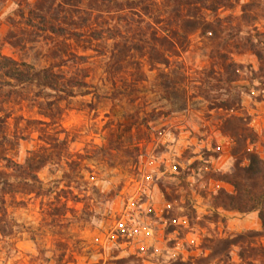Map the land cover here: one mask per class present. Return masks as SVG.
<instances>
[{
    "label": "rangeland",
    "instance_id": "374dc122",
    "mask_svg": "<svg viewBox=\"0 0 264 264\" xmlns=\"http://www.w3.org/2000/svg\"><path fill=\"white\" fill-rule=\"evenodd\" d=\"M249 1L216 12L228 16L217 36L150 54L95 37L102 25L149 37L121 12L82 26L49 15L55 33L29 14L46 0H0V55L64 77L55 91L0 71V264H246L223 240L260 230L258 213L214 197L234 190L220 177L233 134L251 129L245 147L264 158V57L249 49L264 56V0L244 16Z\"/></svg>",
    "mask_w": 264,
    "mask_h": 264
},
{
    "label": "trees",
    "instance_id": "16d2710c",
    "mask_svg": "<svg viewBox=\"0 0 264 264\" xmlns=\"http://www.w3.org/2000/svg\"><path fill=\"white\" fill-rule=\"evenodd\" d=\"M254 1L250 0L242 8L244 16L246 10L253 6ZM156 3L157 0H58V2L46 0L45 3H38L29 11V14L37 19L39 25H43L44 29L63 33L64 30L61 26L49 22V15L64 23H77L82 26L90 20L99 22L105 13L121 12V17L125 21L129 18L133 22H145V28L150 31L149 37L139 36L138 39L134 37L125 39L119 27L104 25L93 32L95 37L100 39L107 35L109 38H124L123 42L122 40L116 41L115 46L116 49L121 48L120 44H122L125 51L146 49L150 53L160 51L162 48L176 53V49L182 48L188 36L195 31H199L203 35L210 33L214 37L217 36L221 32L223 20H227L228 16L221 18L216 15V12L222 7L233 6L232 0H162L160 6L163 11L156 13L154 7ZM136 17L137 19H135ZM212 17L213 19H210ZM146 18L152 20L149 21L150 19L146 20ZM154 24H158V28L152 27ZM128 31L131 33L133 29ZM249 49L256 54L259 60L263 59L264 56L256 44L250 42ZM219 58L221 67L228 73L225 81L235 80L232 77L236 74L238 65L227 60V55L224 53L219 54ZM155 61L163 64L168 63L164 54H161V58H156ZM0 71L13 79L17 85H35L55 91L59 90V85L64 79L62 75L52 72L49 68L36 69L27 63L17 62L3 55H0ZM70 83L72 86L76 85L73 82ZM66 91L69 95L73 93L71 90ZM46 95L50 94L46 93ZM46 104L48 105L47 109H51V103ZM48 115L51 117L52 113ZM232 136L234 137L232 149L234 165L230 171L220 177L221 180L231 184L234 190L233 192L220 190L214 197V203L225 209L242 212L257 211L261 229L240 232L230 239L223 240V243L227 246L237 245L239 247L238 255L246 264H253L251 259H256L257 264H264V158L245 147L246 138H250L251 141H255L257 138L256 133L251 129L246 136L238 133ZM244 159L247 161L246 164H242ZM216 246L218 245L214 243L211 247L214 256L219 255Z\"/></svg>",
    "mask_w": 264,
    "mask_h": 264
}]
</instances>
